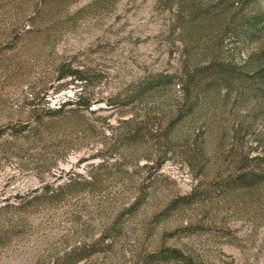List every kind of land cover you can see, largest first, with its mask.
Instances as JSON below:
<instances>
[{
  "label": "rangeland",
  "instance_id": "rangeland-1",
  "mask_svg": "<svg viewBox=\"0 0 264 264\" xmlns=\"http://www.w3.org/2000/svg\"><path fill=\"white\" fill-rule=\"evenodd\" d=\"M35 1L0 0V123L78 94L91 105L26 137L1 133L0 204L10 205L0 209V264H145L161 245L203 264H264V187L221 182L241 156L253 164L264 153V96L215 85L168 125L177 82L124 104L132 83L151 73L213 55L243 62L264 32L249 39L238 21L222 30L214 19H177L161 0H46L23 33ZM256 1L247 4L264 10ZM62 68L86 78H59ZM74 254L84 256L70 262Z\"/></svg>",
  "mask_w": 264,
  "mask_h": 264
},
{
  "label": "trees",
  "instance_id": "trees-1",
  "mask_svg": "<svg viewBox=\"0 0 264 264\" xmlns=\"http://www.w3.org/2000/svg\"><path fill=\"white\" fill-rule=\"evenodd\" d=\"M161 1H164L166 5L175 10L177 19H181L184 16H189L191 18L204 17L209 21L214 19L218 22L219 29L222 30L226 27L233 26L234 23L238 21L242 29V35L249 37V39L252 37L254 38L258 31L264 32V10L260 9L258 6L257 9L251 8L250 4H247L248 0H216L214 2L215 8L217 7L216 11L209 8V4L199 5L191 1L187 2L186 0ZM94 2H96V0L90 4H94ZM219 2H222L221 4L223 5H219ZM235 2L239 4L236 10L227 8L228 4L232 7ZM254 3L256 4L258 2L255 0ZM33 6L35 8L34 12L28 16L26 19L27 22L22 23L23 33H27L32 29V26L35 25L38 19V14L48 6V2H46V0H37L33 3ZM208 9L211 10L210 14L206 13ZM26 25L27 27H25ZM254 60L257 61V63L254 66H250ZM82 71L83 70L79 68H69L67 70L62 68L59 70L58 77L61 78L66 75H73L76 79L82 81L86 78ZM175 82H177L180 87L181 95L180 100L175 105L174 114L167 125L176 117L194 111L195 105L199 99H204L209 88L215 85H219L218 88L225 87L227 92L233 91L239 97L251 95L257 97L259 95L264 96V41L254 51L249 52L246 59L241 63L233 62L232 60L225 59L218 55H213L202 63L192 62L181 66V69L175 73L164 71L151 73V75L145 76L135 83H132L129 92L126 94L127 99L124 100V104L144 102L147 100L148 96H151L155 91L157 92L165 84H174ZM108 104L112 105L111 102H108ZM90 105L89 99H83L82 95L78 94L73 99H64L57 107L48 108L45 114L33 112L34 109H32L26 119L18 120L16 123L12 122V120L0 123V135L8 128H11V130H9L10 134H21L23 137H26L30 132L47 126L56 120L66 117L71 120H76L79 116L83 115L82 110L89 109ZM91 110L93 112L95 109ZM132 121V118L122 120V122L125 123H131ZM137 128H139V126L135 125L133 131H128L127 137L133 138L138 133L139 129ZM246 156L248 155L246 154ZM241 157L240 161H238L239 164L231 170H228L221 182L227 187L235 188L251 189L264 187V163L261 162L264 160V153L251 156L253 159L259 160L253 164L245 163ZM89 177L90 179L94 178V174L90 173ZM85 180L86 182H92L89 179ZM74 181L75 178L70 177L69 180L65 184L60 185L59 188L69 187ZM53 192H56V190ZM36 196H40V194ZM23 203L22 201H18L12 203V206L21 207ZM8 205L10 204H0V209ZM69 256L70 262H76L84 255L76 254L75 256ZM172 261L181 264H203L201 261L194 260L180 248L168 245L159 246L157 249L148 252L144 258L145 264H153L155 262L169 263Z\"/></svg>",
  "mask_w": 264,
  "mask_h": 264
}]
</instances>
